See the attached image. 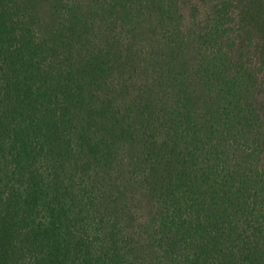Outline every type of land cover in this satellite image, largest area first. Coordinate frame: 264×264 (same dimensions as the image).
Here are the masks:
<instances>
[{
	"label": "trees",
	"instance_id": "trees-1",
	"mask_svg": "<svg viewBox=\"0 0 264 264\" xmlns=\"http://www.w3.org/2000/svg\"><path fill=\"white\" fill-rule=\"evenodd\" d=\"M96 1L113 35L74 63L87 21L44 40L0 0V264H264V0ZM112 60L126 115L81 117Z\"/></svg>",
	"mask_w": 264,
	"mask_h": 264
},
{
	"label": "rangeland",
	"instance_id": "rangeland-1",
	"mask_svg": "<svg viewBox=\"0 0 264 264\" xmlns=\"http://www.w3.org/2000/svg\"><path fill=\"white\" fill-rule=\"evenodd\" d=\"M18 1L25 5L26 11L24 10V13L27 15L26 18L28 19V22H30L29 24L33 25V27L40 33V36H42L44 40H47L49 34H52L57 28L64 27V30H68L72 24L70 19L73 17V15H78L82 22H88L87 26L85 27H88V32H86L87 34H82V31L85 32V28H83L81 31L79 27L75 31V34L72 36V38H70L71 41L69 42L71 43L69 44L67 55L68 57H75L74 63H76L75 60L80 55L85 53L89 54L93 52V54H97L100 51L99 49H103V47L107 46L104 44V42H108L113 35L110 30H112L114 26L109 25V22H107L104 17L106 16V14H104L105 8L102 9L101 6L97 5L96 0H65L62 4L58 3L59 1L57 0ZM90 6L96 7V10L94 9L95 12L90 10ZM68 10H71L72 13H68ZM114 18L116 19L117 16H114L113 19ZM70 34L72 35V33ZM80 34H82L83 37L80 38ZM163 35V30H160L159 34H157V36L152 39L154 41V47H156L158 44L160 45L162 41H165V37ZM142 40H147V37L145 35H143L142 38L139 37V41ZM149 49L150 47H148V50ZM50 54L51 53H49V55ZM78 64L82 65L83 61ZM2 77V74H0V87L3 85L1 81ZM127 77L128 75H126V65H124L123 62L120 64L119 62L112 60L108 65V70L104 79V82L107 84L104 85V83H102L100 86L92 87L87 85L84 90L86 94L84 103L85 105L83 104L80 109L74 110V112L79 113L81 117L87 116L88 113L95 114L101 109L103 99L107 96L109 99L108 102H110L111 105L114 106L119 112V118L123 119V116L126 115ZM124 125H126V122ZM114 148L119 149V151H117V153H119V158L126 159V143L117 144ZM123 166V169H125L126 162L123 164ZM118 168L119 166L117 164L114 165L109 174H112L111 179L114 181L115 191H124V203L126 204V174L117 175L116 170ZM119 176L123 177L118 179ZM122 185L125 186L121 189Z\"/></svg>",
	"mask_w": 264,
	"mask_h": 264
}]
</instances>
